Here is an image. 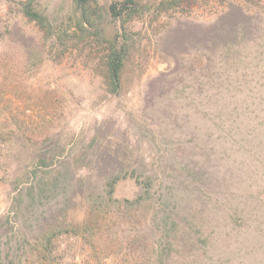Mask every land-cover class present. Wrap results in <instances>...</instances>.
<instances>
[{"label":"rangeland","instance_id":"rangeland-1","mask_svg":"<svg viewBox=\"0 0 264 264\" xmlns=\"http://www.w3.org/2000/svg\"><path fill=\"white\" fill-rule=\"evenodd\" d=\"M223 6L37 0L40 25L0 0V264H24L19 233L36 232L35 218L23 227L12 211L19 172L39 163L32 144L17 143L27 137L55 164L73 162L77 177L98 168L94 158L74 162L96 148L107 167L177 172L187 190L174 193L166 215L120 232L124 245L149 233L144 264H159L162 249L164 264H264V0L247 7L239 47L204 65L200 43ZM110 42L127 50L117 94L106 85ZM115 187L113 200L139 192L132 182ZM49 204L34 215L42 225L56 208ZM53 244L48 264L89 263L91 247L79 239L55 233Z\"/></svg>","mask_w":264,"mask_h":264},{"label":"trees","instance_id":"trees-1","mask_svg":"<svg viewBox=\"0 0 264 264\" xmlns=\"http://www.w3.org/2000/svg\"><path fill=\"white\" fill-rule=\"evenodd\" d=\"M36 1L12 0L23 17L43 25L45 18L35 10ZM91 1L93 0H78V5L84 9ZM176 1L192 2L194 0ZM217 1L226 6H223L216 23L200 43L204 65L212 59L213 54L227 55L232 49L239 47L244 35L243 21L249 16L247 7L260 0ZM232 20L234 23H231ZM106 59V85L110 93L117 94L121 89L123 71L127 63L125 43L118 48L117 42H110V51ZM205 102L210 104L209 101ZM205 102H202V105ZM17 143L32 144L34 152L37 153L32 159L39 162L35 170L31 171L29 165L23 168L14 183L15 189H18L12 198L14 222L22 221L23 227H28L27 223L35 218L37 224L35 234L32 232L19 233L23 237L22 245L18 247H24V252L21 253V256L25 257L24 264L52 262L54 258L52 254L58 249V244H53L55 233L68 234L79 239L83 244H88L91 247L88 264H144L143 257L147 255L149 247L147 237L149 233L147 235L141 232L139 236L135 235L127 242V245H124V237L120 232L126 226L133 229L142 225L143 230L144 225L152 224L160 214L166 215L165 205L174 200V193H185L187 190L183 185V180L174 171L169 172L163 168L162 170L136 168L130 170L125 167H107L106 161L109 155H99L97 148L92 154H88L84 149L81 156L77 157L74 162L78 164L81 159L85 160L90 157L95 159L96 164L98 163V168L87 170L84 175L77 177L78 170L76 167L73 168V162L61 161L55 164V155L52 156L43 152V149H39L38 140L27 137ZM36 148L39 150L35 151ZM120 157V155L114 157L117 163ZM1 162L2 155H0V164ZM171 174H175V177ZM175 180L178 181L177 186H175ZM154 181L159 183L158 188ZM121 182L135 184L139 189L137 197L132 200H113L115 186ZM169 182H174V186L171 187ZM157 194H159L158 199L155 197ZM53 200L56 201V208L52 211L53 214H50L49 220L42 225L40 223L44 218L41 219L40 216L34 215ZM156 205H162V208L154 212ZM42 212L45 213L44 209ZM5 234L7 232L3 233ZM1 239L0 233V241ZM1 246L4 245L0 242V248ZM123 246L127 251H124L120 258L121 252L118 251H121ZM152 250L154 252V249ZM1 255L0 250V261ZM168 257V253L165 254L162 249L158 255L159 264L167 262Z\"/></svg>","mask_w":264,"mask_h":264}]
</instances>
